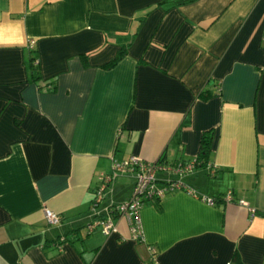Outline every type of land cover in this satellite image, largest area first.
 I'll return each instance as SVG.
<instances>
[{"label":"crops","instance_id":"obj_1","mask_svg":"<svg viewBox=\"0 0 264 264\" xmlns=\"http://www.w3.org/2000/svg\"><path fill=\"white\" fill-rule=\"evenodd\" d=\"M208 129V164L155 172L197 196L87 231L131 192L91 208L112 160L183 163ZM0 264H264V0H0Z\"/></svg>","mask_w":264,"mask_h":264},{"label":"built area","instance_id":"obj_2","mask_svg":"<svg viewBox=\"0 0 264 264\" xmlns=\"http://www.w3.org/2000/svg\"><path fill=\"white\" fill-rule=\"evenodd\" d=\"M30 43L31 40L28 42V45H30ZM194 167V158L174 165H164L157 161H145L132 155L126 160H112L109 171L106 173H100L98 176V184L93 193L91 208L97 206L98 202L102 198L104 187L119 173L125 171L132 173L134 183L132 185L131 192L125 200L110 205L107 209V215L91 220L86 225L87 231H91L96 226H99L100 231L104 234H109L110 232L115 231L114 222L111 217V214L113 213L118 216H124L127 220L131 236L135 239H140L141 227L138 218V209L141 204L146 201L152 202L168 191L181 188H183L187 193L197 196L191 188L186 187L179 179H166L162 183L156 184V170H161L166 174L174 173L182 175L191 171ZM198 196L208 203H213V199L211 197L204 195ZM225 196L228 197V194ZM239 202L242 203L243 200L239 199ZM43 216L47 223H57L60 219V215L58 213L53 212L46 207L43 208Z\"/></svg>","mask_w":264,"mask_h":264},{"label":"trees","instance_id":"obj_3","mask_svg":"<svg viewBox=\"0 0 264 264\" xmlns=\"http://www.w3.org/2000/svg\"><path fill=\"white\" fill-rule=\"evenodd\" d=\"M124 50L125 48L121 46L117 50L116 54L113 57H111L107 62H105L103 66L108 67V66L113 65L118 60V58H120V56L124 53ZM24 64L26 68V77L31 80L36 79L38 77L36 74L37 62L35 61L34 57L32 55L27 54V56L24 58ZM210 139H211V131L209 129L203 131L199 139V146L197 149V153L194 157L195 167L208 164L207 158L209 155ZM159 198L160 197L153 200L152 202H155V203L158 202ZM211 198L213 199V202H215L216 198L214 197H211ZM99 216H102V215H99ZM233 259L234 261H239V257H237V254H234Z\"/></svg>","mask_w":264,"mask_h":264}]
</instances>
